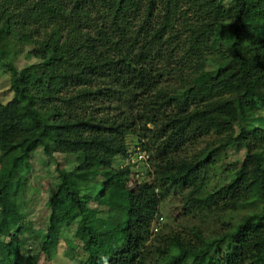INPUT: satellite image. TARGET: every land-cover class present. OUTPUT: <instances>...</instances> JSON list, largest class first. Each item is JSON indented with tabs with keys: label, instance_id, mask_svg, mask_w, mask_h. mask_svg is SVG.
Wrapping results in <instances>:
<instances>
[{
	"label": "trees",
	"instance_id": "trees-1",
	"mask_svg": "<svg viewBox=\"0 0 264 264\" xmlns=\"http://www.w3.org/2000/svg\"><path fill=\"white\" fill-rule=\"evenodd\" d=\"M95 1L0 0V64L12 93L0 105V210L6 181L31 153L75 155L72 170L56 169L45 229L35 234L47 258L59 240L52 215L76 211L78 264H145L148 256L153 264H264V129L242 127L263 119L256 113L264 112V0H229L228 12L221 0L202 3L203 14L213 17L193 39L211 36V48H221L207 70L188 65V52L167 48L166 33L183 0H166L159 20L156 0H114L109 25L90 34L78 24L91 20ZM12 41L30 45L41 62L17 71L6 57ZM208 134L215 135V147L181 156ZM127 136L148 156L151 171L141 177L132 164L113 167L125 159ZM232 145L244 149L241 163L207 185L217 147ZM96 177L92 201L104 210L87 216L67 182L85 185ZM177 190H185L179 216L193 224L183 222L149 252L159 206L170 191L180 197ZM246 207L237 221H227ZM211 219L219 231L204 234ZM11 239L18 250L20 242ZM23 258L36 264V254L18 252H7L2 264Z\"/></svg>",
	"mask_w": 264,
	"mask_h": 264
},
{
	"label": "rangeland",
	"instance_id": "rangeland-1",
	"mask_svg": "<svg viewBox=\"0 0 264 264\" xmlns=\"http://www.w3.org/2000/svg\"><path fill=\"white\" fill-rule=\"evenodd\" d=\"M166 0H156L155 16L157 20L162 17L164 12V3ZM209 0H183L178 4L175 10L174 17H172L171 29L168 30L166 36L167 48L173 49L177 55H182L184 52H188L190 55V62L188 65L197 64V66L203 69L210 68V60L216 57L218 50H221L218 46L211 48L212 38H204L203 41L197 42V39H193V31L202 27L207 19L212 18L211 13L203 14L207 12V8L201 6ZM229 0H221L220 5L222 9L229 11ZM212 6L216 2H211ZM114 0L95 1L94 9L89 10L90 19H84V22L78 24V28L82 31L95 33V30L102 26H108L111 15L113 14ZM94 10V11H93ZM93 21V22H92ZM214 38H220L221 35L215 30L211 31ZM211 48V49H210ZM215 48V49H214ZM6 57L11 61L12 66L18 71L22 68L37 64L41 62V58L35 56L32 52L30 45H24L17 41H12V45H8L6 49ZM187 62V61H186ZM182 72L185 68H181ZM173 82H176L175 80ZM177 83V82H176ZM12 98V93L9 90V72L0 64V105H5ZM256 117H262L260 121L253 120L248 124L242 125V127L253 126L264 129V112L256 113ZM215 135L208 134L205 137L198 139L186 146L181 152V156L189 158L197 153L203 151L208 146L215 147ZM126 143V155L125 159H132V163L129 161L116 160L113 167L129 166V169L133 172L141 174L145 170H150V166L147 165V154L141 151V156H133L134 146L137 144L134 136H127ZM218 150L215 153L213 159L214 162L210 169H208L206 178L207 185L215 183L219 177L224 180L228 171L237 168L243 159L244 149L241 146H228L217 147ZM138 150V148H136ZM151 154V153H150ZM128 155L130 159L128 158ZM139 159V160H138ZM142 160V161H141ZM76 165V156L68 154H53L50 158L43 156L40 151H34L27 159L26 163H22L16 167V173L6 181L5 189L2 197V208L0 210V264H2L3 258L7 252H18L20 256L28 258L32 255H37L36 264H78V259L81 256L79 251V245L74 238V232L76 224L79 221V214L73 211L68 216H62L61 214L52 215V219L59 227V240L56 246L50 250L48 258L38 252V241L35 237L36 233L42 234L45 229L46 219L49 216V212L45 207V202L49 195L53 192L55 185L57 184V170H64L69 172ZM134 178V177H133ZM100 177H96L94 182L81 185L73 181H68L67 186L74 191L78 196V203L83 209V213L87 216H94L95 212L104 209L97 207L92 201V197L99 188ZM171 193V191H170ZM170 193L164 197L159 206V212L157 218L158 224L153 226L148 251L151 252L156 245V240H160L161 236L169 233V231H180L183 226V222L187 224H193L192 219L180 218L179 211V199L185 194V190L177 193L180 197H173ZM181 204V203H180ZM243 209L235 214H227V221H237L241 216L247 213L249 210ZM99 217L104 216L103 213L98 214ZM216 220L211 219L207 225H203L201 230L204 234H215L219 231V225ZM197 225L198 222L195 220ZM180 225V226H179ZM19 230L21 233H18ZM160 234V235H159ZM14 238L17 242H20L18 250L16 243L11 239ZM78 245V246H77ZM21 261L24 264V258ZM145 264H153V260L150 256L147 257Z\"/></svg>",
	"mask_w": 264,
	"mask_h": 264
},
{
	"label": "built area",
	"instance_id": "built-area-1",
	"mask_svg": "<svg viewBox=\"0 0 264 264\" xmlns=\"http://www.w3.org/2000/svg\"><path fill=\"white\" fill-rule=\"evenodd\" d=\"M133 156H137L138 158H139V156H141V151H140V149L138 148V150L135 148L134 150H133ZM128 158L130 159V157H129V155H128ZM126 161H129L130 163H132V159H130V160H127V159H125ZM139 160V159H138ZM142 161V160H141Z\"/></svg>",
	"mask_w": 264,
	"mask_h": 264
}]
</instances>
